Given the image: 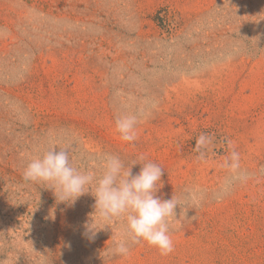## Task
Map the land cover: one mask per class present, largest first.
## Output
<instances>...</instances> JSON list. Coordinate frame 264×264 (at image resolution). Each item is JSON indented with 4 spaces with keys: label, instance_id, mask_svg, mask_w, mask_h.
<instances>
[{
    "label": "rangeland",
    "instance_id": "374dc122",
    "mask_svg": "<svg viewBox=\"0 0 264 264\" xmlns=\"http://www.w3.org/2000/svg\"><path fill=\"white\" fill-rule=\"evenodd\" d=\"M52 147L84 170L158 163L157 195L191 207L174 251L105 257L122 225L87 239L91 194L58 202L23 178ZM0 264H264V0H0Z\"/></svg>",
    "mask_w": 264,
    "mask_h": 264
},
{
    "label": "clouds",
    "instance_id": "9594fccd",
    "mask_svg": "<svg viewBox=\"0 0 264 264\" xmlns=\"http://www.w3.org/2000/svg\"><path fill=\"white\" fill-rule=\"evenodd\" d=\"M137 124L134 116L117 118L116 130L120 138L135 142L138 139ZM206 139L207 134L197 138V151ZM228 145L231 151L225 166L235 172L240 168V154L232 148L231 141ZM58 149L52 147L30 155L23 178L53 190L58 202L74 204L81 196L91 194L95 198L94 211L83 225V235L94 240L100 231L112 229L113 224L122 225L121 235L113 240L112 246L104 249L105 257H127L129 241L147 242L165 256L174 251L172 233L177 224L188 220L191 207L175 195L171 199L157 195L163 187L161 177L164 174L158 163L147 160L143 154L125 161L119 155L102 153L91 168L84 170L74 166L66 149ZM200 158L203 159L202 152ZM137 164L142 167L134 175L132 169ZM177 208L180 209L179 218Z\"/></svg>",
    "mask_w": 264,
    "mask_h": 264
},
{
    "label": "trees",
    "instance_id": "16d2710c",
    "mask_svg": "<svg viewBox=\"0 0 264 264\" xmlns=\"http://www.w3.org/2000/svg\"><path fill=\"white\" fill-rule=\"evenodd\" d=\"M162 23V22H161ZM160 25V24H159Z\"/></svg>",
    "mask_w": 264,
    "mask_h": 264
}]
</instances>
